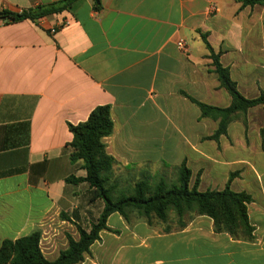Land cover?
I'll return each mask as SVG.
<instances>
[{
    "label": "crops",
    "instance_id": "obj_1",
    "mask_svg": "<svg viewBox=\"0 0 264 264\" xmlns=\"http://www.w3.org/2000/svg\"><path fill=\"white\" fill-rule=\"evenodd\" d=\"M56 1L0 0V10ZM203 35L245 97L264 91V5L74 0L36 20L0 19V247L40 230L41 250L54 260L79 226L97 222L104 201L88 183L67 180L86 175L81 160L71 161L69 124L109 105L113 198L135 194L142 179L177 184L185 163L191 187L198 179L201 192L229 184L251 196L253 232H217L207 215L186 214L179 228L176 217L113 212L79 264H264V108L235 114L223 132L225 115L203 114L199 103H232Z\"/></svg>",
    "mask_w": 264,
    "mask_h": 264
},
{
    "label": "trees",
    "instance_id": "obj_2",
    "mask_svg": "<svg viewBox=\"0 0 264 264\" xmlns=\"http://www.w3.org/2000/svg\"><path fill=\"white\" fill-rule=\"evenodd\" d=\"M73 1L60 0L22 11L0 10V19L6 22L28 18L36 20L63 11ZM238 1L241 2V8L255 4L264 5V0ZM203 40L210 50V58L221 84L232 96V103L227 108L199 104L203 114L212 110L225 115L219 128V132H223L235 114L242 113L246 118L249 108L257 105L264 108V91L256 97H245L231 78L229 69L221 64L219 54L214 52L206 35H203ZM69 128L73 134V139L69 143L71 161L81 160L86 175L70 176L67 180L73 183L86 182L93 188V198L101 199L105 204L100 217L89 229L79 226V238L69 237L67 249L61 251L54 260L48 259L41 250L40 230L15 240H4L0 247V264H79L84 260L92 243L100 238V232L109 229L107 219L113 212H120L125 216L128 211H137L146 216L153 214L164 222L168 221L170 213L173 212L179 228L186 226L184 220L186 214L207 215L213 219L215 231L227 232L235 238H251L253 226L247 213V203L251 201V196L246 192L232 190L229 184L222 190L201 192L197 189L198 179L192 187L190 186L191 171L185 163L179 168L177 184L161 181L152 186L147 179H142L136 184L135 194L113 198L109 172L115 164V159L108 153L105 142L114 130L109 105L95 107L85 121L69 124Z\"/></svg>",
    "mask_w": 264,
    "mask_h": 264
},
{
    "label": "built area",
    "instance_id": "obj_3",
    "mask_svg": "<svg viewBox=\"0 0 264 264\" xmlns=\"http://www.w3.org/2000/svg\"><path fill=\"white\" fill-rule=\"evenodd\" d=\"M208 11L211 12H217L218 11V6L213 4L208 8ZM178 46L182 50H186V42L183 39H180L178 41Z\"/></svg>",
    "mask_w": 264,
    "mask_h": 264
},
{
    "label": "rangeland",
    "instance_id": "obj_4",
    "mask_svg": "<svg viewBox=\"0 0 264 264\" xmlns=\"http://www.w3.org/2000/svg\"><path fill=\"white\" fill-rule=\"evenodd\" d=\"M148 181H149V180H148ZM167 182H168V181H167ZM149 183H150L152 186L154 185L153 181H149ZM168 184H173V183H169V182H168ZM170 217H171V218H175V215H174L173 212L170 213Z\"/></svg>",
    "mask_w": 264,
    "mask_h": 264
}]
</instances>
